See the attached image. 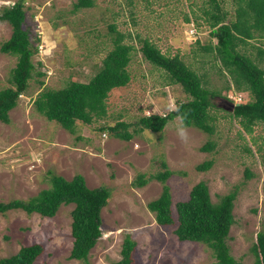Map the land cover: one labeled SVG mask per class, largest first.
Returning a JSON list of instances; mask_svg holds the SVG:
<instances>
[{
  "label": "rangeland",
  "instance_id": "obj_1",
  "mask_svg": "<svg viewBox=\"0 0 264 264\" xmlns=\"http://www.w3.org/2000/svg\"><path fill=\"white\" fill-rule=\"evenodd\" d=\"M16 1L0 0V15ZM211 1L94 0L93 8L74 11L76 0H26L24 29L37 48L32 58L35 70L27 91L9 112V123H0V203L36 196L50 187L52 175L68 181L81 175L89 189L105 187L111 192L101 212L103 235L90 252V264L118 261L125 235L136 242L134 264H216L207 246L178 241L175 227H160L147 209L161 194L162 184L152 176L163 171L165 162L172 172L166 184L175 219V205L187 201L199 182L207 184L214 204L236 193L234 225L226 243L236 261L253 264L251 248L257 234L264 233V130L256 126L246 133L223 110L229 104L248 102L249 96L225 90L227 75L213 55L202 49L216 44L210 36L209 15L205 16ZM216 2L228 13L226 22L233 21L235 0ZM112 26L124 35L123 43L132 47L127 68L130 83L110 92L105 118L91 125L77 122L75 133L70 134L38 114L34 100L42 90H58L72 81L88 83L113 49ZM11 33V26L0 20V47ZM144 40L168 57L178 56L205 88L220 92L212 101L216 109H210L216 127L213 136L184 127L177 117L163 132L145 130L128 142L102 131L117 122L135 125L145 116L167 115L188 100L180 86L167 84L163 70L144 59ZM259 47L264 49L261 42L252 40L241 50L257 59ZM16 64V57L0 51V90L9 87ZM208 141L216 143L215 151L201 152ZM208 160L213 161L212 168L198 172L196 167ZM140 175L148 180L142 188L134 186ZM72 210L73 205L62 206L53 218L22 211L0 215V259L39 244L43 252L34 264H83L69 259Z\"/></svg>",
  "mask_w": 264,
  "mask_h": 264
},
{
  "label": "trees",
  "instance_id": "obj_2",
  "mask_svg": "<svg viewBox=\"0 0 264 264\" xmlns=\"http://www.w3.org/2000/svg\"><path fill=\"white\" fill-rule=\"evenodd\" d=\"M25 3L26 0H18L13 5L4 7L0 15V20L7 22L12 29L11 37L1 45L0 51L17 58V64L8 80L9 87L0 90V123L4 124L9 123V112L27 91L28 82L35 70L32 58L37 48L30 40L29 31L24 29ZM211 3V9L205 16L209 15L207 22L211 30L210 36L216 40V44L202 49L213 55L221 72L227 75L225 90L232 89L236 93H247L249 96L248 102L238 103L239 105L227 113L239 122L246 133L251 134L256 126H262L264 130V68L261 67L264 49L256 48L257 59L241 50L252 40H258L264 46V0H235V17L230 22H226L228 13L222 11L216 0ZM94 4V0H76L73 10L91 9ZM110 31L115 33L113 49L102 60L100 70L88 83L72 81L58 90H42L34 100L33 105L38 114L49 122H56L70 134L75 133L77 122L91 125L95 120L105 118L110 92L130 83L127 68L132 47L123 43L124 35L116 32L114 26L110 27ZM141 53L147 62L165 72L169 86H180L188 100L179 103L175 111L167 115L145 116L135 125L117 122L102 131L106 130L113 138L128 142L138 132H163L166 125L177 117L184 127L195 128L210 137L213 136L216 127L210 109H216L212 101L221 96L220 92L205 88L201 78L178 56L164 55L147 40L143 41ZM132 126L136 128L129 132ZM215 149L216 143L208 141L200 151L211 153ZM212 166L213 161L208 160L198 165L196 170L207 172ZM161 167L163 171L152 176V179L162 184L161 194L147 205V209L154 214L157 225L174 226V234L180 242L207 246L212 251L216 264H242L230 255L226 243L234 225L233 206L236 193L231 192L214 204L207 184L199 182L191 189L187 201L175 205V219L170 189L166 184L172 172L165 162L161 163ZM246 177H251L249 171H246ZM49 182V188L41 190L26 201L1 202L0 215L10 211H22L26 215L37 214L44 218H53L62 206L73 205V243L69 259L90 264V252L103 235L101 212L107 205L111 192L105 187L89 189L81 175H75L69 181L52 175ZM147 182L140 175L134 186L142 188ZM135 249L136 242L130 235H125L120 259L112 264H134ZM251 251L254 256L253 264H264V233L257 234ZM42 252L43 248L39 244L22 247L15 255L0 259V264H34Z\"/></svg>",
  "mask_w": 264,
  "mask_h": 264
},
{
  "label": "water",
  "instance_id": "obj_3",
  "mask_svg": "<svg viewBox=\"0 0 264 264\" xmlns=\"http://www.w3.org/2000/svg\"><path fill=\"white\" fill-rule=\"evenodd\" d=\"M229 105H230V108L229 109L224 108L226 111H232L234 109V107L237 106V105H239V104H236V105L229 104Z\"/></svg>",
  "mask_w": 264,
  "mask_h": 264
},
{
  "label": "built area",
  "instance_id": "obj_4",
  "mask_svg": "<svg viewBox=\"0 0 264 264\" xmlns=\"http://www.w3.org/2000/svg\"><path fill=\"white\" fill-rule=\"evenodd\" d=\"M13 5V4H12ZM11 6V5H10ZM198 33V32H197Z\"/></svg>",
  "mask_w": 264,
  "mask_h": 264
}]
</instances>
